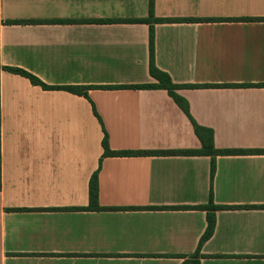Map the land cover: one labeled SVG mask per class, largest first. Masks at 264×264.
Masks as SVG:
<instances>
[{"label": "crops", "instance_id": "crops-1", "mask_svg": "<svg viewBox=\"0 0 264 264\" xmlns=\"http://www.w3.org/2000/svg\"><path fill=\"white\" fill-rule=\"evenodd\" d=\"M149 17V0H0V264H183L212 189L225 209L201 264H264V21H242L264 0H155L156 19L197 21L108 23ZM152 26L158 68L210 86L178 91L193 119L217 150L247 152L218 156L214 180L207 156H105V133L111 152L202 148L166 90L104 89L157 84ZM96 173L102 211L86 210Z\"/></svg>", "mask_w": 264, "mask_h": 264}, {"label": "trees", "instance_id": "trees-1", "mask_svg": "<svg viewBox=\"0 0 264 264\" xmlns=\"http://www.w3.org/2000/svg\"><path fill=\"white\" fill-rule=\"evenodd\" d=\"M149 9H150V17L148 19H137V20H112L108 21V23H147L150 25L159 24V23H178V22H194L197 20H176V19H156L154 17V9H155V0H149ZM242 21H264V19H243ZM102 23L103 21H96ZM10 25H28V24H37L39 21H9L7 22ZM48 23H69V21L64 22H48ZM6 71L20 75L30 80V82L34 86H40L44 90L52 91V90H62L66 91L78 96L85 97L89 99L87 87H49L40 81L36 76L17 68H6ZM150 75L157 81V84H149V85H142V86H122V87H109L104 89H137V90H166L170 96L175 100L178 106L188 115L190 118L195 132L202 143V148L196 151H185V152H149V153H141V152H111L109 146V139L107 133H105V137L103 140V147L105 149V156H117V157H126V156H138V155H156V156H163V155H186V156H207L212 158V179L214 180L215 173H216V160L218 156H228V155H238V154H245L246 151H229V150H217L214 144V132L210 129L204 128L200 126L191 116L189 104L188 102L178 94L180 89H199L204 87L210 86H199V85H184L178 86L175 85L172 81V78L169 74L162 71L158 68L156 64V37H155V29L151 27L150 33ZM246 87V86H243ZM247 87H260L258 85H251ZM95 111V109H94ZM96 116L97 113L95 111ZM1 155V154H0ZM1 175V174H0ZM0 188H1V179H0ZM90 208L86 210H93V211H102L103 208L99 207V180L98 174L96 173L90 183ZM195 209L199 210H206L208 214V227L203 235L197 252L188 258L183 264H201L200 262V250L203 244L208 241L215 232L216 228V215L215 212L219 209H225L224 207H217L214 204V192L213 189L210 195V203L207 206L195 207Z\"/></svg>", "mask_w": 264, "mask_h": 264}]
</instances>
